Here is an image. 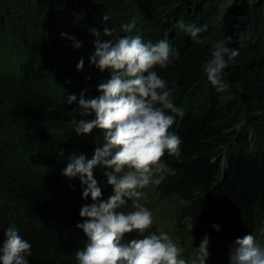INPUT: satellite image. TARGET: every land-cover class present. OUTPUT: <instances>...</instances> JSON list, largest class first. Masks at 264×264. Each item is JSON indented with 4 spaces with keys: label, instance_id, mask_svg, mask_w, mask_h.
I'll list each match as a JSON object with an SVG mask.
<instances>
[{
    "label": "trees",
    "instance_id": "trees-1",
    "mask_svg": "<svg viewBox=\"0 0 264 264\" xmlns=\"http://www.w3.org/2000/svg\"><path fill=\"white\" fill-rule=\"evenodd\" d=\"M188 25H207L203 43ZM136 35L166 39L179 52L154 70L181 109L169 113L181 155L165 152L171 171L142 189L143 206L168 203L166 213L180 222L173 241L194 258L207 235L206 264H230L234 241L250 233L264 248V0H0V245L17 230L31 245L28 264H78L88 242L79 212L93 201L82 198L79 177L62 172L73 153L91 159L104 143L99 129L75 133V120L95 118L82 117L78 102L81 93L98 98L112 74L90 63L97 40ZM228 37L239 55L225 57L222 86H214L204 66L213 43ZM69 95L77 100L68 104ZM104 171L98 166L94 176L106 200L113 188Z\"/></svg>",
    "mask_w": 264,
    "mask_h": 264
},
{
    "label": "clouds",
    "instance_id": "clouds-1",
    "mask_svg": "<svg viewBox=\"0 0 264 264\" xmlns=\"http://www.w3.org/2000/svg\"><path fill=\"white\" fill-rule=\"evenodd\" d=\"M107 21L108 17L105 16ZM135 22L123 25L125 31H131ZM181 27L185 26L183 23ZM207 25L197 27L188 25L186 31L197 43ZM96 30L93 29V33ZM104 35L111 31L105 28ZM65 37L64 33H61ZM76 49L82 42L68 36ZM231 41L213 43L211 57L204 66L208 81L214 86H222V70L226 59L235 58L239 50L226 46ZM179 59L166 39L153 43L145 42L139 35L122 37L117 42L97 40L90 63L101 71L111 69L110 79L98 85L102 93L98 98L85 99L81 93L79 99L80 115L95 114L92 120H75V133L87 135L94 129L103 133L104 143L97 147L91 159L83 154L73 153L68 158L62 175L69 180L79 177L83 187L82 198L89 196L93 203L84 204L79 212L83 223L77 228L83 230L87 244L76 252L78 264H188L181 259L180 249L168 233L153 231V213L138 203L153 177L171 171L162 162L167 152L179 158L181 140L169 129L175 122V116L181 109L172 100V90L154 70L156 66L165 68ZM84 67L83 59L77 64V70ZM77 100L75 95L67 97V103ZM105 169L108 185L113 194L102 199V189L94 176L97 167ZM156 179L155 183H159ZM133 201L132 211H122ZM217 231L219 226L212 225ZM138 231L147 233L142 239H134L122 244L125 234ZM6 240L0 245V264H28L26 255H30L31 245L17 230L9 228ZM209 237L205 235L196 248V256L191 264H206L210 253ZM230 264H264V248L256 243L253 234L237 238L230 250Z\"/></svg>",
    "mask_w": 264,
    "mask_h": 264
},
{
    "label": "rangeland",
    "instance_id": "rangeland-1",
    "mask_svg": "<svg viewBox=\"0 0 264 264\" xmlns=\"http://www.w3.org/2000/svg\"><path fill=\"white\" fill-rule=\"evenodd\" d=\"M143 192L144 191L142 190V193ZM143 197H144V195H142V197L138 201V203H140L142 205H144L143 204V201H144ZM132 205H133V201L129 200L128 201V205L125 208H123L122 211L127 212V211L134 210ZM162 205L163 206L161 208H158V207H152V208L147 207L153 213V217H154V223H153V226H152V230L153 231L159 230L160 232L168 233L170 235V237L173 239L171 233L174 230L180 229V227L178 226L180 224V222H178V219H176L177 217L174 216L173 214L169 215L168 213H166L167 210L170 209L169 206H168V203L164 202ZM181 223H183V220L181 221ZM144 235H147V233L141 234L138 231H133L131 233H127L122 238L121 243L126 245V244L130 243L134 239H142L144 237ZM177 245H178V247L180 249V245L179 244H177ZM179 258L185 259L184 255L180 256ZM185 260H187V259H185ZM188 264H191V260L188 261Z\"/></svg>",
    "mask_w": 264,
    "mask_h": 264
}]
</instances>
